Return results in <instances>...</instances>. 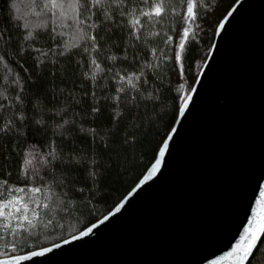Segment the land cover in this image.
Wrapping results in <instances>:
<instances>
[{"label":"snow or ice","instance_id":"1","mask_svg":"<svg viewBox=\"0 0 264 264\" xmlns=\"http://www.w3.org/2000/svg\"><path fill=\"white\" fill-rule=\"evenodd\" d=\"M5 3L8 16L5 18L4 28L0 29V62L5 66L9 63L19 65L20 61L14 57L24 52L25 48H36L39 39L47 34L50 39L66 41L59 46L53 44V50L59 47L60 50L67 52L69 49H75L76 46L83 47V51L91 60L90 71L86 74L93 77L97 72L103 73L105 69L101 67L97 56L90 51V49L98 50L101 47L97 43V35L93 34L92 30L99 24L112 20L115 12H119L122 17L120 23L127 24L128 34L135 40L141 39L142 32L152 36L154 33L148 31V28L156 21L170 14L173 18L178 17L182 25L178 35L175 37L171 35L170 28L165 32L162 41L165 50L172 55L170 57L159 55L155 59L160 61L171 58L173 64L178 65L176 79L179 83L175 88L174 97L177 118L184 116L186 109H189V102L193 100L192 93L197 92V88L195 84L189 88L183 81L185 51L188 47L186 42L190 36L196 34L199 9L208 7L205 0H5ZM240 3L241 0H236L227 14H222V18L215 26V34L221 35V29L226 27L225 22H229L230 17H233V9H237ZM100 17L103 19H99ZM172 23L174 28L175 19ZM13 45L16 51L10 53L8 48ZM216 48L217 43L213 41L205 50V56L213 57V49ZM152 51L159 50L153 48ZM38 54L40 59H46L43 52L38 50ZM123 55L127 57V52ZM115 58V55L107 57L109 60H115ZM202 63L209 64V61L205 59ZM158 67V63L145 60L143 68L137 71H127L122 68L115 71L112 68L107 69L108 72H114L111 79L118 82L119 91L111 97L121 105L115 110V116H121L122 112L131 116L130 121L126 119L115 121L117 127L127 124L124 137L115 140L119 148L113 147L107 139L101 137L104 144L101 151L115 153L117 161L121 154L126 156L130 147L134 151L135 146L147 136V132L142 131L143 129L155 130L159 126L160 115L155 111L147 119L140 114L141 104L145 105L144 115L147 116L148 103L151 101L154 105L160 99L159 95L152 91H145L144 88L148 84L144 69L154 70ZM197 70L205 72L204 68L198 67ZM8 71L11 72V68H8ZM104 79L107 80L108 77L105 76ZM4 80L8 85L14 86L11 88L14 99H9V93L6 91L0 93V98L6 101L5 104H0V119L9 108L16 107L15 101L21 99L19 93L23 83L19 75L15 78L5 76ZM156 92L158 93L159 89H156ZM145 97L150 98V101ZM162 114L163 109H161ZM9 117L0 124V136L8 138L9 134L15 132L19 138L21 129L16 124L17 120L21 123L24 121L25 113L13 111L9 113ZM40 123L43 126V121ZM128 132L132 135H128ZM175 133H177L175 123L170 130L165 129L160 133V140L152 153L154 159L145 165L146 170L143 171L138 182L131 191L127 192V195L111 207L110 211L106 210V214L102 212L99 218H96L90 213L88 219L94 220V223H88L78 215L73 216L79 204L87 203L76 199L83 196L84 189L75 173L80 169L86 170L95 184L99 174V169L96 167L99 157L95 153L89 157L87 152H64L63 148L54 147L56 139L54 133L48 139L47 151H42L36 145L21 148L23 155L19 168L26 178V183L10 182L11 174L0 167V264H39L33 258L45 257L46 254L52 253L54 249L62 245L93 233L97 226L120 211L141 186L157 176L173 147ZM45 135L48 136L46 130ZM95 138L93 136V140ZM107 162L109 165L113 163L112 155H108ZM6 175L7 178H5ZM262 178L264 176L258 177L257 183L253 186L254 190L247 205V211L241 221L243 231L240 232L239 237L235 238L233 243L234 233L229 243L223 246L225 251L218 249L216 252H220L219 255L212 253L210 260L207 257H201L197 264L201 262L203 264H251L255 252L259 251L261 244L264 243V179ZM92 207L95 209L96 206ZM245 219L247 223H244ZM85 223L87 226H83Z\"/></svg>","mask_w":264,"mask_h":264},{"label":"water","instance_id":"2","mask_svg":"<svg viewBox=\"0 0 264 264\" xmlns=\"http://www.w3.org/2000/svg\"><path fill=\"white\" fill-rule=\"evenodd\" d=\"M233 11L161 171L93 233L33 258L39 264H197L239 237L264 176V0Z\"/></svg>","mask_w":264,"mask_h":264},{"label":"trees","instance_id":"3","mask_svg":"<svg viewBox=\"0 0 264 264\" xmlns=\"http://www.w3.org/2000/svg\"><path fill=\"white\" fill-rule=\"evenodd\" d=\"M205 3L208 7L199 9L196 34L190 36L186 42L188 47L185 51L183 81L189 88L197 80L200 73L198 67L202 68L204 64L202 61L208 57L205 56V50L215 40V26L218 20L222 18V14H227L236 0H205ZM7 16L5 0H0V29L4 28ZM99 19L102 20L103 17ZM121 19L117 11L112 20L105 21L92 30L93 34L97 35V43L101 47L90 51L97 56L101 67L105 69L103 73L97 72L95 77L86 74L90 71L91 60L83 51V47L76 46L67 52L60 50L59 47L53 50V44L59 46L66 41L50 39L47 34L39 39L36 48H25L24 52L14 57L20 61L19 65L9 63L5 66L0 62V93L6 91L9 93L8 98L14 99L11 93L14 86L7 84L5 76L15 78L19 75L23 82L19 93L21 99L15 101L14 109L9 108L3 113L0 124L10 118V112L25 113L24 121L21 123L17 120L16 124L21 129L19 138L15 132L9 134L8 138L0 136V167L11 174L10 182L26 183V178L19 168L23 155L20 149L36 145L42 151H47L46 145L53 133L56 137L54 147L63 148L64 152H87L89 157L95 153L99 157V163L96 165L99 174L95 184L86 170L80 169L75 173L84 189L83 196L76 199L87 203L79 204L73 216L78 215L88 223H94V220L88 219L90 213L99 218L102 212L106 214V210L110 211L119 199L131 191L146 170L145 165L154 159L152 153L160 140V133L165 129L170 130L177 119L174 97L175 87L179 82L176 79L178 65H174L171 58L160 61L155 58L159 55L165 57L172 55L165 50L162 41L165 32L170 28L171 35L174 37L178 35L181 28L180 19L173 18L170 14L156 21L148 28V31H153L154 34L148 36L146 32H142L140 40L129 36L128 26L121 24ZM153 48L159 51L153 52ZM45 49L50 51H44ZM38 50L43 52L46 59L39 58ZM8 51L14 53L15 45L9 47ZM125 52L127 57L123 55ZM110 55H115V60L107 59ZM145 60L159 64L154 70L144 69V74L148 78V84L144 88L145 91L159 95L160 99L153 105L150 98L145 97L150 101L147 105L148 114L144 115L143 104L140 106V114L147 119L155 111L160 115L159 126L155 130L143 129L147 136L135 146L134 151L130 147L126 156L121 154L117 161L115 153L101 151L104 147L101 137L107 139L113 147L119 148L115 140L124 137L127 124L117 127L115 121L124 119L130 121L131 116L123 112L121 116H115V110L121 105L111 97L119 91L118 82L111 79L114 72H108L107 69L137 71L143 68ZM8 68L12 71L9 72ZM105 76L108 77L107 80L104 79ZM156 89H159L158 93ZM5 103L6 101L0 98V104ZM45 130L48 136L45 135ZM128 135L132 133L128 132ZM93 136L96 137L95 140ZM108 155L113 156L111 165L107 162ZM93 205L96 206L95 209ZM251 264H264V243L261 244L259 251L255 252Z\"/></svg>","mask_w":264,"mask_h":264},{"label":"rangeland","instance_id":"4","mask_svg":"<svg viewBox=\"0 0 264 264\" xmlns=\"http://www.w3.org/2000/svg\"><path fill=\"white\" fill-rule=\"evenodd\" d=\"M181 27H182V25H181ZM180 29H181V28H180ZM177 42H178V41H177ZM178 83H179V82H178ZM178 83H177V84H178ZM177 84H176V86H177ZM175 88H176V87H175Z\"/></svg>","mask_w":264,"mask_h":264}]
</instances>
